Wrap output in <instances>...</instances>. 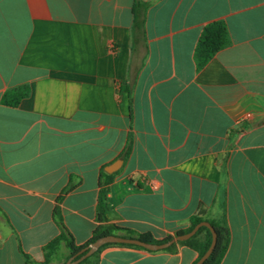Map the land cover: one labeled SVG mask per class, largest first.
Segmentation results:
<instances>
[{"label": "crops", "instance_id": "crops-1", "mask_svg": "<svg viewBox=\"0 0 264 264\" xmlns=\"http://www.w3.org/2000/svg\"><path fill=\"white\" fill-rule=\"evenodd\" d=\"M219 20L231 44L198 69ZM102 172L110 224L163 240L225 217L221 264H264V0H0V264H45L56 207L86 244ZM176 244L110 245L85 264L197 263Z\"/></svg>", "mask_w": 264, "mask_h": 264}, {"label": "trees", "instance_id": "trees-1", "mask_svg": "<svg viewBox=\"0 0 264 264\" xmlns=\"http://www.w3.org/2000/svg\"><path fill=\"white\" fill-rule=\"evenodd\" d=\"M149 4L141 3L139 1L136 2L134 7V11L136 14L137 21L141 20L140 14L147 10ZM231 44L230 33L226 23L222 20L214 21L208 24L202 31L201 36L198 40L196 49H195V62L198 69L203 68L208 64V62L222 49L227 48ZM30 94L29 87H20L13 90L8 91L2 98V102L4 105L9 107H17L22 100L27 98ZM131 151V143L128 145L125 155H129ZM113 182V176L109 175L105 172H102L100 175V193L98 199L97 206V222L98 225L94 230L92 238L84 245L78 246L73 234L66 227L64 223V219L61 214V210L59 207H56L54 210V217L58 226L60 227L61 233L60 235L51 241L48 245H46L45 252V264H50L56 259H58L60 264H65L72 256L79 253L82 249L86 248L91 243L95 242L99 238L106 236H121L124 238H136L145 243L150 244H163L173 239V237H167L163 240H156L151 234H137L130 229H126L120 227L115 224H110V214L111 207L109 204V193H110V185ZM61 201V198L58 200ZM206 221L200 217H193L191 219V226L183 231H180L177 235H183L191 232L198 224ZM213 226L216 234H217V243L209 258L203 264H221L224 256L226 255L231 241V231L228 225L226 218L219 221L208 220ZM212 233L206 227H201L198 232L188 241L179 242L182 245H188L192 247L199 253V259L204 256V254L208 251L209 247L212 243ZM110 245H120V244H107L104 245L98 252H96L93 256L87 258L80 264H85L91 258L95 257L99 254L104 248ZM177 244L170 246L165 251H174ZM120 246H129V247H137L134 245H120ZM66 251L67 255H62V253ZM149 251V250H148ZM152 252V251H150ZM81 256H78L80 258ZM61 258V259H60ZM26 263L25 264H35L29 257L25 256ZM198 259V260H199Z\"/></svg>", "mask_w": 264, "mask_h": 264}, {"label": "water", "instance_id": "water-1", "mask_svg": "<svg viewBox=\"0 0 264 264\" xmlns=\"http://www.w3.org/2000/svg\"><path fill=\"white\" fill-rule=\"evenodd\" d=\"M121 166H122V161L119 160L116 163H114L113 165L109 166L107 168V171L110 174H112V173L118 171ZM201 227L208 228L211 231L212 236H213L212 243H211V246L209 247L208 251L196 263V264H203L209 258V256L212 254V252L216 246V243H217V234H216L213 226L211 225V223L208 221L201 222L191 232L183 234V235H177L172 240H170L166 243H163V244H150V243H145V242H143L139 239H136V238H124L121 236L102 237V238H99L98 240H96L95 242L91 243L90 245H88L86 248L82 249L76 255L72 256L65 264H80L81 262H83L87 258L93 256L104 245H107V244L134 245V246H139V247H142L146 250L153 251V252L165 250V249H168L170 246H172L176 243L188 241L198 232V230ZM78 256H81V257L77 259Z\"/></svg>", "mask_w": 264, "mask_h": 264}, {"label": "rangeland", "instance_id": "rangeland-1", "mask_svg": "<svg viewBox=\"0 0 264 264\" xmlns=\"http://www.w3.org/2000/svg\"><path fill=\"white\" fill-rule=\"evenodd\" d=\"M63 254H64V255H67V252L64 251V252L62 253V255H63ZM60 259H61V258H60ZM60 262H61V261H59V264H60Z\"/></svg>", "mask_w": 264, "mask_h": 264}, {"label": "built area", "instance_id": "built-area-1", "mask_svg": "<svg viewBox=\"0 0 264 264\" xmlns=\"http://www.w3.org/2000/svg\"><path fill=\"white\" fill-rule=\"evenodd\" d=\"M155 188V187H154Z\"/></svg>", "mask_w": 264, "mask_h": 264}]
</instances>
